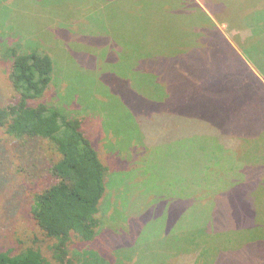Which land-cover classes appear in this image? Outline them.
Returning <instances> with one entry per match:
<instances>
[{
  "label": "trees",
  "instance_id": "obj_1",
  "mask_svg": "<svg viewBox=\"0 0 264 264\" xmlns=\"http://www.w3.org/2000/svg\"><path fill=\"white\" fill-rule=\"evenodd\" d=\"M115 1L98 0L97 7ZM232 1L246 7L232 11ZM250 1L215 0L205 11L191 0L183 11L198 18L192 36L176 52L138 58L133 69L121 62L124 72L104 59L109 68L97 70V100L70 91L65 103L71 80L56 69L59 51L10 29L0 34V82L7 79L13 94L0 102V143L17 144L22 156L30 141L50 150L49 182L30 193L28 206L38 238L26 247L0 248V264H264V156H248L264 155V81L249 67L264 79V0L247 7ZM141 9L143 16L149 12ZM215 12L249 36H237L233 46L211 19ZM84 16L94 24L92 15ZM6 28L2 20L0 33ZM104 72L117 83L102 84L110 77ZM118 85L130 94L120 97L135 129L124 143L130 123L109 118L104 101ZM158 149L161 200L152 196L150 204L145 193L148 202L140 208L144 197L136 200L137 194L151 186L149 163ZM151 211L161 213V227L150 237L161 244L158 263H148L142 251L136 256L132 247L148 242L141 233L150 230Z\"/></svg>",
  "mask_w": 264,
  "mask_h": 264
},
{
  "label": "rangeland",
  "instance_id": "obj_2",
  "mask_svg": "<svg viewBox=\"0 0 264 264\" xmlns=\"http://www.w3.org/2000/svg\"><path fill=\"white\" fill-rule=\"evenodd\" d=\"M193 1L208 11L206 6L214 4L215 0ZM5 4L8 6L6 5L2 9L0 24L4 20L9 28L3 29L0 33L1 36L10 29V31H16L18 36H23L24 41L33 38L34 40L28 41L39 44L44 42L48 47L56 48L61 54L60 58L54 57L56 69L58 66L60 76L71 80L65 93V103L70 99L68 94L70 91H74L78 95L82 93L85 98L97 100L93 93L102 85L97 82L96 73L99 68L108 69L109 63L115 62L110 68L116 72H124L125 66L121 62H126L128 67L133 69L134 64H137L136 60L140 57L160 53L167 55L176 52L181 41L188 40L192 36L189 35L188 31L192 26L195 30L198 22V18L188 17L184 12L192 6L191 0H116L100 9L97 7L98 0H5L3 5ZM238 4L239 2L232 1L230 3L231 10L239 9L240 11L244 6L246 7L243 5L239 8ZM248 4L247 7L254 4L260 5L261 0H251ZM142 6L149 8V12L144 16ZM83 8L86 11H83ZM211 9L215 8L211 6ZM86 14L95 18L94 24H88V19L84 16ZM215 14L216 12L209 15L233 46L237 44V36L241 39L249 36L247 30L238 27L229 18L217 17ZM131 23L135 26L129 27ZM73 24H75L76 30H68ZM123 24L127 26L124 30L121 29ZM186 27H188L187 30ZM98 30H100L99 34L96 33ZM108 40L110 41L107 42ZM149 41L153 42L151 47L148 45ZM105 43H108L107 46ZM117 45L127 46L125 48L131 50L130 52L127 51L128 53H123L124 50H119ZM101 46L104 47L101 48ZM96 55L101 59L100 62H98ZM114 58L118 60L112 61ZM104 59H107L109 63L105 62ZM58 62H61L62 65H58ZM249 67L264 81L262 75L255 68L251 65ZM107 72L114 73L110 70ZM107 72L104 73L110 77L102 79V84L106 81L117 83L118 80L115 81V77H111L112 75ZM104 73L99 74V77ZM2 79L4 81L5 76L2 64H0V81ZM110 86L112 85H107L104 89L106 88L108 91ZM114 90L115 95L104 101L110 103L108 104L109 118L112 116L115 120L122 118L123 121H126L125 123H130L123 132L126 136L121 132V142L124 143L132 135L131 131L135 132L130 116L132 111L120 97V93L125 95L127 89L118 85ZM12 96V90H10L7 79L5 83L0 82V102H9ZM125 96L129 97L130 94ZM51 99L52 97L49 95V100ZM156 133L161 134V131H156ZM26 145L28 150L22 156L21 147L17 144L14 145L9 141L0 143V151L4 152V154L0 152V183L1 180L5 179V184L0 187V248L2 249L12 246L26 247L38 238L36 236L38 229L28 215V206L30 193L35 189L42 188L49 182L44 169L50 150L43 142L30 141ZM45 150L46 153L43 157ZM154 154L155 159L149 163V169H151L149 183L151 186L145 187L144 193L137 194L136 198V200H140L145 193H148L150 204L152 196H155L157 202L161 200V149H158ZM248 156L264 155L257 153ZM115 180L122 182L120 178H115ZM109 195L108 193L107 196ZM144 200L148 202V199L144 197L141 201L142 204H137V207H145ZM102 210L105 211L104 206ZM151 212L152 214L150 213L149 216L151 220L150 230L141 233L142 235H149L148 242L141 244L140 247H132L135 249L136 256L142 251V255L145 256L148 263H158L161 262V244L159 249L150 237L153 232L156 233V229L161 227V213L155 217V211ZM122 216L123 214L119 213L113 217L121 219ZM153 218L157 220H153ZM220 241L219 244H224L223 240Z\"/></svg>",
  "mask_w": 264,
  "mask_h": 264
}]
</instances>
